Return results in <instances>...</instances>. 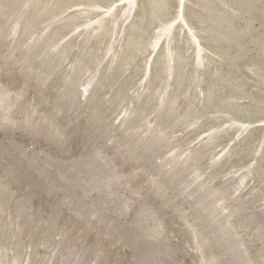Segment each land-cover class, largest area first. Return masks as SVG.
<instances>
[{
  "label": "rangeland",
  "instance_id": "rangeland-1",
  "mask_svg": "<svg viewBox=\"0 0 264 264\" xmlns=\"http://www.w3.org/2000/svg\"><path fill=\"white\" fill-rule=\"evenodd\" d=\"M0 264H264V0H0Z\"/></svg>",
  "mask_w": 264,
  "mask_h": 264
}]
</instances>
